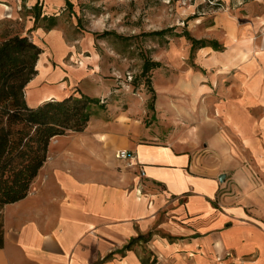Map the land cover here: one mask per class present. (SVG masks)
<instances>
[{"label":"crops","instance_id":"1","mask_svg":"<svg viewBox=\"0 0 264 264\" xmlns=\"http://www.w3.org/2000/svg\"><path fill=\"white\" fill-rule=\"evenodd\" d=\"M50 38L63 43L60 32ZM233 51H219L217 65L199 56L181 69L188 49L159 60L156 128L140 119L141 101L119 111L115 84L86 71L96 53L43 51L25 87L30 107L84 94L104 109L82 132L51 139L27 196L0 207V264H264V61Z\"/></svg>","mask_w":264,"mask_h":264},{"label":"rangeland","instance_id":"2","mask_svg":"<svg viewBox=\"0 0 264 264\" xmlns=\"http://www.w3.org/2000/svg\"><path fill=\"white\" fill-rule=\"evenodd\" d=\"M65 1L0 0V41L26 34L32 40L34 37L42 53L62 45L81 53L82 59L96 53L97 68L90 70L85 65L86 71L115 84L112 88L119 111L128 108L126 102L130 98L141 101L139 117L147 128H156L158 120L153 84L160 78L157 69L163 68L159 60H165L173 49L190 50L192 42L188 35L195 41L218 44L221 50L242 49L248 56L246 62L264 61V22L259 27L252 25L255 16L264 18V0H256V6L254 0H67L72 8ZM36 4L40 17L35 22ZM51 15L55 16L57 26L47 30V21L42 17ZM159 30L167 31L159 37L148 35ZM53 31L63 34V43L50 38ZM244 38L248 44L241 46ZM211 48L197 52L194 58L189 55L180 68L189 67L199 56L203 57L200 62L209 58L214 65L225 61L221 50ZM206 52L210 54L207 56ZM78 57L73 60L68 56L70 65L79 66ZM147 59L160 62L162 67L143 75ZM166 74L168 79L173 77ZM85 84L92 92L93 88ZM100 103L103 105L104 100Z\"/></svg>","mask_w":264,"mask_h":264},{"label":"trees","instance_id":"3","mask_svg":"<svg viewBox=\"0 0 264 264\" xmlns=\"http://www.w3.org/2000/svg\"><path fill=\"white\" fill-rule=\"evenodd\" d=\"M72 8L69 1H65ZM35 22L40 17V9ZM47 21V30L57 26L54 15L42 17ZM36 27L34 26L33 29ZM167 30L149 33L163 36ZM187 35V34H185ZM190 55L210 46L221 50L215 43L192 40ZM42 49L30 36L13 35L0 41V207L25 198L31 184L43 166L51 139L69 131L82 132L97 107L104 109L99 99L68 95L59 100H48L36 107H30L25 99V87L37 74L36 65ZM161 66L160 62L145 60L143 75ZM143 239V236L130 240L124 250ZM3 246L0 231V248ZM144 264H154V261Z\"/></svg>","mask_w":264,"mask_h":264},{"label":"built area","instance_id":"4","mask_svg":"<svg viewBox=\"0 0 264 264\" xmlns=\"http://www.w3.org/2000/svg\"><path fill=\"white\" fill-rule=\"evenodd\" d=\"M129 79H131V77H129ZM116 157L118 160L124 161L125 162V166L128 168H134V167H138L139 164L136 160L135 154L131 151H127V150H119L116 153ZM139 176L140 177H144L145 176V172L144 170L141 168L139 169Z\"/></svg>","mask_w":264,"mask_h":264},{"label":"water","instance_id":"5","mask_svg":"<svg viewBox=\"0 0 264 264\" xmlns=\"http://www.w3.org/2000/svg\"><path fill=\"white\" fill-rule=\"evenodd\" d=\"M223 180H224V176L222 175L219 177V181L223 182Z\"/></svg>","mask_w":264,"mask_h":264},{"label":"bare ground","instance_id":"6","mask_svg":"<svg viewBox=\"0 0 264 264\" xmlns=\"http://www.w3.org/2000/svg\"><path fill=\"white\" fill-rule=\"evenodd\" d=\"M244 58V56H242Z\"/></svg>","mask_w":264,"mask_h":264}]
</instances>
